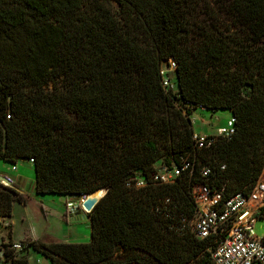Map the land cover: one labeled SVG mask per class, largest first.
Returning <instances> with one entry per match:
<instances>
[{
	"label": "trees",
	"instance_id": "1",
	"mask_svg": "<svg viewBox=\"0 0 264 264\" xmlns=\"http://www.w3.org/2000/svg\"><path fill=\"white\" fill-rule=\"evenodd\" d=\"M213 1L0 0V161L34 159L38 194L106 190L88 242L17 250L10 236L0 264H32L31 250L51 264H215L213 238L192 230L194 188L250 192L263 173L264 0ZM199 107L229 110L232 138L198 148ZM159 160L189 167L157 183ZM21 200L0 181V218Z\"/></svg>",
	"mask_w": 264,
	"mask_h": 264
},
{
	"label": "built area",
	"instance_id": "2",
	"mask_svg": "<svg viewBox=\"0 0 264 264\" xmlns=\"http://www.w3.org/2000/svg\"><path fill=\"white\" fill-rule=\"evenodd\" d=\"M176 64L163 69L164 86L172 88L173 83L166 72L174 71ZM205 110L204 107H199ZM236 132V117L231 114L226 125L218 128L215 134L201 135L194 133L193 139L198 148L215 145L218 137L231 139ZM29 162L33 163L34 159ZM189 163L174 165L172 168L163 166L152 176L157 183H172ZM225 165L222 166V169ZM17 170V165L11 169ZM204 177H209L211 168L204 166L201 170ZM136 181L129 186L144 187L147 179L135 177ZM7 186H15L13 173H6L0 180ZM197 214L192 223V230L201 238H213L215 246L211 248L215 264H264V237H258L254 232V223L264 218V170L250 192H236L226 195L225 188L217 189L207 183L196 185L194 188ZM87 195H82V201ZM81 201V203H82ZM14 249H21L22 244L14 243Z\"/></svg>",
	"mask_w": 264,
	"mask_h": 264
},
{
	"label": "rangeland",
	"instance_id": "3",
	"mask_svg": "<svg viewBox=\"0 0 264 264\" xmlns=\"http://www.w3.org/2000/svg\"><path fill=\"white\" fill-rule=\"evenodd\" d=\"M208 3L211 4L212 7H214V1L213 0H206ZM208 6V4H207ZM202 9L198 8L197 13L198 16L195 18V21L198 23H202L204 20L206 21L208 18L207 16H205L204 14H202L200 11ZM205 23V22H204ZM163 67L165 69H167L168 67L166 66V63L163 64ZM171 80L173 81V83L176 84V77H175V73L172 71L168 72ZM231 116V112L229 110H217V111H211L208 109H202V108H197L194 109L193 112L190 115L191 118V122H192V127L194 129V133H198L201 135H206V134H215L218 130L219 127H221L222 125H226V122L228 120V118H230ZM164 150V149H163ZM161 153H163L161 151ZM160 162L158 163V166L161 167L162 164L161 162H163L162 160H159ZM22 171L23 173H27L31 175V179H34V167H33V163L31 164L29 161H22L19 164V167H17V170ZM14 171H10V172H6V173H16L17 172ZM5 173L0 174V177L3 176ZM15 177V176H14ZM32 180H30V182L28 183L27 186V190H30V188L34 185V183L32 182ZM100 191V190H99ZM98 192V191H97ZM95 192V193H97ZM20 198H25V196L19 195ZM69 196V195H67ZM71 198H69V202L66 203V206L71 210L72 214L71 215H76L79 218H84L86 215V212H84V210H82V208L80 207L81 205V201H82V196H72L70 195ZM32 199L28 201V207L24 208V206L22 204H20L18 201H16L14 203L15 205V210L13 211V215H12V220L10 224L9 222L4 224L2 223L0 226V234L2 232H4V227H7V232L9 233V235L11 236L12 234V227L15 228L16 234L18 237H22L26 234V232L28 230H31L33 227L37 228L39 223H40V219L43 218L42 214L44 213L43 211L45 210V206L44 204H41L42 201H44V199L42 197H39L35 194L31 195ZM58 199L60 198H56L55 196H53V198H47L46 200H48L49 206L51 207L50 209H53V211H57L59 207L58 203ZM24 200L23 202H26V198L22 199ZM22 200L20 202H22ZM54 200V201H53ZM51 201V202H50ZM53 202V203H52ZM56 202V204H55ZM78 204V206H77ZM58 205V206H57ZM53 213V212H52ZM2 219V221H5V219ZM1 221V220H0ZM90 225V223H89ZM254 232L255 234L262 238L264 237V218L258 219L255 223H254ZM41 229V227H40ZM39 229V231H41ZM91 233V226L89 228V236ZM6 239V238H4ZM9 240V239H7ZM45 259V258H44ZM43 259V260H44ZM50 261V260H49ZM39 261H37L35 258H33V263H37ZM40 263V262H39ZM42 264H48V261L46 260L42 262Z\"/></svg>",
	"mask_w": 264,
	"mask_h": 264
},
{
	"label": "crops",
	"instance_id": "4",
	"mask_svg": "<svg viewBox=\"0 0 264 264\" xmlns=\"http://www.w3.org/2000/svg\"><path fill=\"white\" fill-rule=\"evenodd\" d=\"M22 161H28V160H20L18 161V163L15 164L6 161H0V174L1 172L5 174L6 172H10L14 165H17V167H19V164ZM14 176H15V187L17 188L19 195L25 196L26 198V202H23L24 200H22V202L18 201L20 204L24 206V208L28 207V201L32 199L31 195L33 194L39 197L43 196L42 198L44 199V201H42L41 204H44L45 206V210L43 211L44 213L42 214L43 218L40 219L41 221L37 228L33 227L31 230H28L24 236L18 237L15 228L12 227L11 237L14 243L21 244L23 242L34 241V240H41L47 243L49 242L83 243V242H88L91 239V233L89 236V228L91 226L90 219L79 218L76 215H73L69 223L63 220V214L65 209L67 208L66 203L69 202L70 201L69 198H71L70 195L67 196V195H57V194H38L35 190V180H36L35 170H34L33 180L31 179L30 172L29 174L23 173L22 171H20V169L17 170L16 173H14ZM30 180H32L34 185L30 188V190H27V186ZM53 196H55L56 198H60L57 200L58 203L60 204L59 207H57L58 210L56 212L53 211V209H50L51 208L49 206L50 203H48V200H46L47 198H53ZM15 205H14V210H15ZM0 220H1L0 226H2L1 225L2 223L6 224L8 222L12 224L11 223L12 216L8 219H5V221H2V219ZM4 229H5L4 232L0 234V247L3 238H6V240L10 238V235L7 232L8 230L7 227H4ZM39 229L41 231H39ZM33 258H35L40 263L39 262L33 263ZM1 259H2V251L0 249V260ZM31 259H32V264H42V262L43 261L46 262V260L48 261V264H51V261H49L47 257H45L40 252H36L33 250H31Z\"/></svg>",
	"mask_w": 264,
	"mask_h": 264
},
{
	"label": "water",
	"instance_id": "5",
	"mask_svg": "<svg viewBox=\"0 0 264 264\" xmlns=\"http://www.w3.org/2000/svg\"><path fill=\"white\" fill-rule=\"evenodd\" d=\"M1 180V177H0ZM106 194V190H100L97 193H92L86 196L84 201H82L80 207L84 212H86L85 219H89L88 213H90L99 200ZM78 206V205H77Z\"/></svg>",
	"mask_w": 264,
	"mask_h": 264
}]
</instances>
